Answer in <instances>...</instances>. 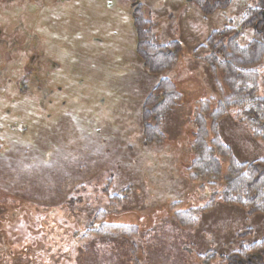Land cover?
<instances>
[{"label":"rangeland","instance_id":"rangeland-1","mask_svg":"<svg viewBox=\"0 0 264 264\" xmlns=\"http://www.w3.org/2000/svg\"><path fill=\"white\" fill-rule=\"evenodd\" d=\"M36 1L0 0V30L35 29L60 64L53 92L32 98L16 83L20 66L6 64L0 52L6 87L0 89V215L7 213L9 222L0 232L18 262L226 264L243 247L263 242L264 216L241 207L216 201L191 228L174 218L210 204L229 166L220 158L219 186L190 177L196 117L204 103L215 109L221 97L205 60L211 50L202 46L213 33L237 27L258 0H231L211 15L189 0ZM138 6L159 43L181 45L173 70L145 69L137 51ZM253 37V29L245 30L241 45ZM258 70L264 98V62ZM165 78L183 97L163 124V143L147 145L144 105ZM218 132L240 162L264 159V142L233 113ZM108 222L136 226L137 233L93 232Z\"/></svg>","mask_w":264,"mask_h":264},{"label":"trees","instance_id":"trees-1","mask_svg":"<svg viewBox=\"0 0 264 264\" xmlns=\"http://www.w3.org/2000/svg\"><path fill=\"white\" fill-rule=\"evenodd\" d=\"M230 1L189 0L206 15L227 7ZM133 15L138 36L137 51L147 72L159 75L173 70L179 61L181 45L178 42L159 43L152 32V22L143 15L140 6L134 10ZM248 29L254 30V37L248 45L242 46L240 39ZM202 48L211 50L205 60L210 65L221 97L215 109H211L209 103H204L202 113L196 117L193 139L196 157L190 170L193 178L208 180L212 186H219L223 177L220 158L227 159L229 166L224 184L213 195L210 204L204 208H191L175 214V221L184 228L195 227L202 212L208 211L216 201L227 206L241 207L251 215L264 216V159L252 163L240 162L218 132L220 121L233 113L235 120L245 125L256 140L264 142V98L259 96L258 70L264 62V0H258L256 7L248 8L237 27H225L213 33L207 45ZM182 97L176 84L169 78L162 79L148 96L143 109L145 144L163 143L165 135L162 126ZM114 197L118 202L121 201V197ZM6 215L7 213L2 217L0 215V227L8 225ZM93 232L107 238L115 235L133 237L137 228L104 223ZM11 244L0 232V264H20L14 255L15 250L10 248ZM262 248L264 241L250 248L243 247L241 251L233 254H237L243 263H248L249 254L259 252ZM5 249L8 250L7 258H4ZM232 258L234 257H228L227 260Z\"/></svg>","mask_w":264,"mask_h":264},{"label":"flooded vegetation","instance_id":"flooded-vegetation-1","mask_svg":"<svg viewBox=\"0 0 264 264\" xmlns=\"http://www.w3.org/2000/svg\"><path fill=\"white\" fill-rule=\"evenodd\" d=\"M47 45L48 42L40 33L27 26H23L22 30L17 26L5 32L0 30V52L5 53V63L9 66H20V81L16 83L20 84L22 89L30 90L29 96L32 98H37L40 93L44 94V91L53 92L52 73L60 64L54 59ZM1 56L2 54L0 66ZM1 74L0 67V77ZM2 88L6 89L0 84V89ZM43 96L47 97L45 94ZM237 256L233 254L231 257L234 258L224 261L226 264H264V248L259 252H251L247 258L248 263H243Z\"/></svg>","mask_w":264,"mask_h":264},{"label":"crops","instance_id":"crops-1","mask_svg":"<svg viewBox=\"0 0 264 264\" xmlns=\"http://www.w3.org/2000/svg\"><path fill=\"white\" fill-rule=\"evenodd\" d=\"M174 82V81H173ZM175 83V82H174ZM176 84V83H175ZM163 127V126H162ZM195 157H196V155L194 154L193 155V161H194V159H195ZM193 161H192V163H193ZM192 163H191V166H192ZM191 166H190V168H191ZM190 168H189V170H190ZM190 177L192 178V179H195V178H193V173L191 172V175H190ZM131 191V190H130ZM108 223H110V222H108ZM110 224H115V223H110ZM117 225H121V224H117ZM133 227H136V226H133Z\"/></svg>","mask_w":264,"mask_h":264}]
</instances>
